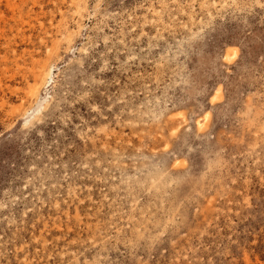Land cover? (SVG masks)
<instances>
[{
    "label": "rangeland",
    "instance_id": "obj_1",
    "mask_svg": "<svg viewBox=\"0 0 264 264\" xmlns=\"http://www.w3.org/2000/svg\"><path fill=\"white\" fill-rule=\"evenodd\" d=\"M0 264H264V0H0Z\"/></svg>",
    "mask_w": 264,
    "mask_h": 264
},
{
    "label": "bare ground",
    "instance_id": "obj_2",
    "mask_svg": "<svg viewBox=\"0 0 264 264\" xmlns=\"http://www.w3.org/2000/svg\"><path fill=\"white\" fill-rule=\"evenodd\" d=\"M8 3H10V1H8ZM226 52H224V54H223V60L225 61V62H227V63H229V64H232L236 59H237V57L239 56V51H238V47H236V46H229L228 48H227V50H225ZM201 57V56H200ZM204 58V57H203ZM221 58L222 57H220V60H221ZM208 62V61H207ZM219 62V61H218ZM212 63V62H211ZM206 64V63H205ZM234 65V64H233ZM197 67V66H196ZM36 68V67H35ZM54 65H52V64H49V65H47L46 67H45V69H44V74H42V77H41V79H42V83H41V86H42V89H43V87L46 89V92H45V95L47 94V92H48V89L47 88H49L53 83H54V81H55V72H54ZM197 71V70H196ZM41 73V72H40ZM202 74V73H201ZM184 81V80H183ZM199 81V80H198ZM38 85V84H37ZM38 87V86H37ZM35 88L34 90H33V95H35V96H38L39 95V92H40V87L39 88ZM210 89V88H209ZM42 91V90H41ZM225 91V90H224ZM223 90H222V87L221 86H218V87H216V89L214 90V92H213V95L211 96V101L213 102V103H215V102H218L221 98H222V95H223V92H224ZM41 95V94H40ZM45 95H41V96H45ZM209 95V94H208ZM206 96V95H205ZM197 98V97H196ZM230 98V97H229ZM45 102V101H44ZM224 102V101H223ZM226 102V101H225ZM207 103V102H206ZM205 103V104H206ZM198 105V104H197ZM207 106V105H206ZM215 106V105H214ZM43 107H46L45 106V103L43 104ZM198 108H199V106H198ZM203 108V107H202ZM201 108V109H202ZM219 108V107H218ZM222 108H225V107H222ZM214 109H216V106H215V108ZM220 109V108H219ZM43 111V109H41L40 107H38L37 109H35L34 110V113L32 114V115H27L28 113H25L26 114V120H25V124H28V123H31V122H29V120H33V119H35L36 117H38V115L41 113ZM202 111V110H201ZM202 112H204V111H202ZM210 114H209V112L208 111H206L205 113H204V115H203V118L202 119H197V126H198V129H200L201 131L205 128L204 127V125H205V123H206V121H207V119L208 118H210V116H209ZM40 119V118H39ZM252 119V118H251ZM253 120V119H252ZM34 122V121H33ZM253 124V123H252ZM251 128V127H250ZM203 132V131H202ZM201 134L202 133H200V136H201ZM190 135V134H189ZM183 139H184V137H183ZM184 149V148H183ZM182 149V150H183ZM180 150V149H179ZM217 151V150H216ZM167 152V151H166ZM171 154V153H170ZM147 155V154H146ZM208 155V154H207ZM156 157V156H155ZM169 157V156H168ZM148 158V157H147ZM152 158V157H151ZM158 158V157H157ZM154 159V158H153ZM155 160V159H154ZM155 162V161H154ZM157 162H158V160H157ZM156 162V163H157ZM158 163H160V161L158 162ZM153 164V163H152ZM151 164V165H152ZM155 164V163H154ZM153 164V165H154ZM152 165V166H153ZM166 165V164H165ZM168 165V164H167ZM159 166V165H158ZM164 166V165H163ZM150 168V167H149ZM158 168V167H157ZM168 168V167H167ZM159 169V168H158ZM156 170V169H155ZM160 170H162V169H160ZM191 171V170H190ZM163 172V171H162ZM184 174H185V172H183ZM182 173V175H184ZM166 174V173H165ZM170 174V173H169ZM191 174V173H190ZM163 175V174H162ZM176 175V174H175ZM191 176V175H190ZM194 176V175H193ZM161 177V176H160ZM170 177V176H169ZM178 177H180V176H178ZM195 177V176H194ZM197 177V176H196ZM154 178V177H153ZM203 178V177H202ZM158 179V178H157ZM182 179V178H181ZM188 179V178H187ZM176 180V179H175ZM136 181V180H135ZM183 181H184V178H183ZM158 182V181H157ZM163 182V181H162ZM180 181L178 180V183H179ZM136 183V182H135ZM165 183V182H164ZM197 184V183H196ZM202 187V186H201ZM160 188V187H159ZM202 192V191H201Z\"/></svg>",
    "mask_w": 264,
    "mask_h": 264
}]
</instances>
